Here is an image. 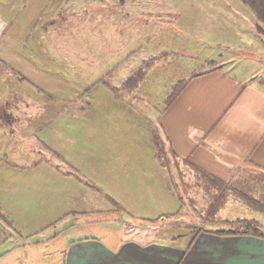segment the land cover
I'll list each match as a JSON object with an SVG mask.
<instances>
[{
  "label": "rangeland",
  "instance_id": "obj_1",
  "mask_svg": "<svg viewBox=\"0 0 264 264\" xmlns=\"http://www.w3.org/2000/svg\"><path fill=\"white\" fill-rule=\"evenodd\" d=\"M133 5L139 7L143 1ZM59 24L53 27L54 48L43 41L39 27L35 31L31 27L21 54L27 58L21 68L23 76H19L23 79L9 85L7 82V86L0 80V98L10 95V88L19 97L23 94L44 105L45 122L33 135L56 152L52 157H34L33 161L40 160L37 168L26 163L16 168L13 165L18 155L13 153V146L24 144L17 139L14 142L15 136L9 130L12 126L14 133L16 129L23 133L20 128L25 122H18L19 128L9 122L10 126L0 129V264H64L67 239L95 238L107 245L128 240L185 244L195 234L191 228L227 230L226 224L218 223L225 220H254L259 225L258 232L264 233V216L233 196L248 193L261 201V186L248 190L230 186L231 194L216 214L218 222L204 221L206 192L197 173L164 150L159 119L165 100L192 72L208 68L202 58L204 53L198 51L195 57H188L191 55L186 53L195 45L186 38L179 39L180 30L171 28L139 34L134 33L137 27L132 24L125 27L124 39L106 36L107 45L103 46L100 39L106 27L76 26L65 34L66 27ZM74 40L80 41L78 48L62 50L67 44L71 48ZM109 45L120 48L121 59L132 49L136 50V58H126L118 69L112 65L117 62V54L111 56ZM177 48H183L184 54ZM145 52L157 58L138 64V56ZM143 67L147 71L139 85L132 91L123 90L127 80ZM62 160L69 167L59 169L45 162ZM260 176L264 177H252L264 181ZM68 192L84 203L72 207L76 203ZM66 194L67 199H62ZM68 207L82 208L83 214L74 218L76 214ZM51 240L54 242L47 249L46 243Z\"/></svg>",
  "mask_w": 264,
  "mask_h": 264
},
{
  "label": "crops",
  "instance_id": "obj_2",
  "mask_svg": "<svg viewBox=\"0 0 264 264\" xmlns=\"http://www.w3.org/2000/svg\"><path fill=\"white\" fill-rule=\"evenodd\" d=\"M140 1L0 0V80L7 86V82L9 85L13 80L23 79L19 76H23L21 68L27 64H23L27 58L21 54L27 46L31 27L34 31L39 27V35L52 48L56 45L53 27L58 22L59 26L66 27L63 29L65 34L76 26L106 27L105 36L98 33L102 36L103 46L104 43L107 45L106 36L121 38L125 27H133L132 24L138 28L134 33L139 34L157 33L163 28L180 30L177 37L186 38L189 44L195 45L186 53L191 56H187L195 57V52H203L202 58L208 68L192 72L203 74L184 79L189 80L183 90L169 106L165 105L159 119L164 150L168 156L222 182L235 181L233 187L238 190L245 188L247 182L243 183L241 179L254 174L264 175V0H142L143 5H133ZM24 26H27L26 31ZM7 42L16 45L9 47ZM79 43L74 40L71 48L67 44L62 50L74 51ZM85 47L91 50L87 45ZM181 49L177 48L184 54ZM107 51L113 52L112 57L117 54L114 60L117 62L112 65L116 64L118 69L126 58H136L134 49L122 59L118 55L120 48L109 45ZM138 58L139 64L157 57L145 52ZM79 67L76 65L77 69ZM102 77L100 74L99 79L103 81ZM10 91L9 88L10 95L5 99L0 98L4 101L0 103V129L11 123L25 122L20 128L23 133L18 129L14 133L15 129L10 126L14 142L17 139L24 144L20 148L14 143L13 153L18 155V165L13 166L18 168L21 163H26L37 168L40 160L37 163L33 161L34 157H52V152L56 153L33 135L36 129L42 128L47 110L39 102ZM155 157L158 159L157 151ZM45 162L59 169L69 167L64 160ZM68 176L73 177L71 173ZM68 194L70 197L71 192ZM173 197L180 202L177 196ZM62 199H67V194ZM70 199L76 203L74 208L78 203H84ZM74 208L68 207L76 214L74 218L83 214L82 208ZM54 240L47 242L45 247L48 249ZM191 240L179 245L133 240L107 245L95 238L71 242L67 239L63 259L64 264H264V238L222 236L202 229Z\"/></svg>",
  "mask_w": 264,
  "mask_h": 264
},
{
  "label": "trees",
  "instance_id": "obj_3",
  "mask_svg": "<svg viewBox=\"0 0 264 264\" xmlns=\"http://www.w3.org/2000/svg\"><path fill=\"white\" fill-rule=\"evenodd\" d=\"M148 67V65H147ZM143 67L142 69L138 70L131 78L127 80V82L124 84L123 90L125 91H132L134 90L140 83V80L145 76V72L147 71ZM203 73H197L192 74L189 79L193 78L194 76L201 75ZM188 79V80H189ZM188 80H184L178 83L176 87H174L172 93L169 97L165 100L166 106H169L176 97L180 94V92L185 87ZM190 166V165H189ZM192 169L195 170V172L198 175V180L200 184L203 186V190L206 192L205 197L207 199V207L205 209V216L203 217L204 221L210 220L212 223L215 221L218 222V220L215 219L216 214L224 207L227 201V197L231 192L229 193V187L233 186L235 184V181H230L228 183L220 181L218 178L198 169L195 167L190 166ZM264 176V175H262ZM264 178V177H262ZM244 182H247V185L244 189L248 190L253 187H257L261 185L260 190L264 192L261 188H264V181L258 180L255 177H248L244 179H241ZM260 194V198H262L261 201H258L257 199L250 196L248 193H238V194H232L235 198L239 199L246 207L250 208L253 211L259 212L264 215V197ZM207 218V219H206ZM206 219V220H205ZM215 219V221L213 220ZM219 224L224 223L227 225V230H218L215 231L216 234L222 235V236H246V235H252L260 238H264V233L258 232L259 225L254 220L249 219H234V220H225L218 222ZM222 225V224H221ZM191 230L194 231V236L191 242L194 240L195 236L201 231V229H195L191 228Z\"/></svg>",
  "mask_w": 264,
  "mask_h": 264
}]
</instances>
